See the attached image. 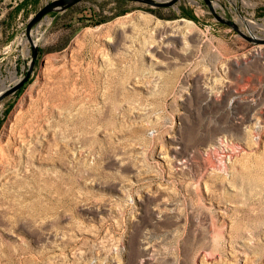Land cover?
<instances>
[{"label": "rangeland", "instance_id": "1", "mask_svg": "<svg viewBox=\"0 0 264 264\" xmlns=\"http://www.w3.org/2000/svg\"><path fill=\"white\" fill-rule=\"evenodd\" d=\"M50 1L0 0V86ZM211 2L235 27L203 0L33 27L0 102V264H264V0Z\"/></svg>", "mask_w": 264, "mask_h": 264}, {"label": "water", "instance_id": "2", "mask_svg": "<svg viewBox=\"0 0 264 264\" xmlns=\"http://www.w3.org/2000/svg\"><path fill=\"white\" fill-rule=\"evenodd\" d=\"M83 0H51L47 2L43 7H41L27 22L25 34L31 46V54L29 64L25 67L23 76L19 78L13 85L0 90V102L7 96L17 92L30 78L33 71V67L37 58L38 45L31 39V32L33 27L38 24L43 18H45L51 12H62L65 11L76 4L82 2ZM140 3H145L154 7H170L173 6L179 0H133ZM207 7L210 9L214 17L227 25L235 27V24L230 21L220 17L213 9L211 0H203Z\"/></svg>", "mask_w": 264, "mask_h": 264}, {"label": "bare ground", "instance_id": "3", "mask_svg": "<svg viewBox=\"0 0 264 264\" xmlns=\"http://www.w3.org/2000/svg\"><path fill=\"white\" fill-rule=\"evenodd\" d=\"M257 48L260 49V52H261L263 50V48H264V43H262V42L261 43H258L257 44ZM6 87H8L7 84H5L4 82H2V85L0 86V90L5 89Z\"/></svg>", "mask_w": 264, "mask_h": 264}]
</instances>
